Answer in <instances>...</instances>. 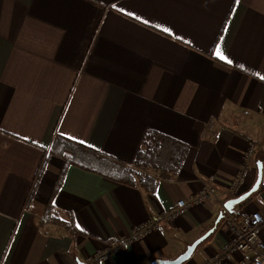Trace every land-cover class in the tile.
<instances>
[{"label":"crops","instance_id":"0c3cea01","mask_svg":"<svg viewBox=\"0 0 264 264\" xmlns=\"http://www.w3.org/2000/svg\"><path fill=\"white\" fill-rule=\"evenodd\" d=\"M261 77L264 0H0V264H146L175 258L206 233L182 264L224 251V203L253 185L258 162L264 184ZM149 129L189 147L178 173H148L158 179L154 195L70 166L54 205L78 233L40 224L59 157L49 156L27 195L56 135L132 164ZM204 186L214 193L161 217ZM254 210L264 214L260 186L233 213ZM143 222L152 227L140 239L88 262ZM242 257L223 253L217 264Z\"/></svg>","mask_w":264,"mask_h":264},{"label":"trees","instance_id":"16d2710c","mask_svg":"<svg viewBox=\"0 0 264 264\" xmlns=\"http://www.w3.org/2000/svg\"><path fill=\"white\" fill-rule=\"evenodd\" d=\"M188 145L174 137L155 130H147L141 140V145L136 152L132 164H127L120 159L108 156L90 148L82 143L56 135L49 148L44 151L38 169L33 178L32 185L27 195V202L45 169L49 156L59 157L63 164L57 175L56 183L52 189L49 200L45 204L40 224L53 222L65 227L70 234L76 235L78 229L72 219L63 221L54 205V198L61 187L67 169L70 166L92 172L113 182L127 186H138L151 195L157 186L158 179L148 173L176 174L181 169L188 153ZM264 184L260 185V189ZM248 198L240 203L241 206ZM144 258L137 259L129 264H140Z\"/></svg>","mask_w":264,"mask_h":264},{"label":"built area","instance_id":"2783aa9c","mask_svg":"<svg viewBox=\"0 0 264 264\" xmlns=\"http://www.w3.org/2000/svg\"><path fill=\"white\" fill-rule=\"evenodd\" d=\"M254 145L249 143L244 152L247 158L252 152ZM246 166L238 172L236 177L232 179L228 187L233 192H238L243 183V175ZM214 193L212 186H204L198 194L192 196L188 201L178 200L172 208L162 213L161 217L167 220L176 218L179 213L187 206L201 203ZM234 212V211H233ZM228 213L227 224L230 230L231 240L221 253L213 254L204 264H217L222 258L223 253L240 252L244 257L239 259L238 264H264V237L259 236V232L264 228V214L259 210H254L240 219L234 213ZM151 222H143L133 227L129 238L120 242L110 243L105 250H98L88 257V262L105 260L108 253L116 251L123 243H133L140 239L148 229L152 227Z\"/></svg>","mask_w":264,"mask_h":264},{"label":"water","instance_id":"95a60500","mask_svg":"<svg viewBox=\"0 0 264 264\" xmlns=\"http://www.w3.org/2000/svg\"><path fill=\"white\" fill-rule=\"evenodd\" d=\"M262 180V164L261 162L257 163V177L253 185L242 194L235 196L233 198L228 199L224 203V210L228 213H232L234 211V208L245 201L247 198L250 197L254 192H256L259 189V186L261 184ZM207 237V233L200 236L196 240H194L192 243H190L186 249L180 253L178 256H176L173 259H162V258H155L151 261H149L146 264H182L188 259H190L192 253L194 252L195 248Z\"/></svg>","mask_w":264,"mask_h":264},{"label":"snow or ice","instance_id":"6c2138e0","mask_svg":"<svg viewBox=\"0 0 264 264\" xmlns=\"http://www.w3.org/2000/svg\"><path fill=\"white\" fill-rule=\"evenodd\" d=\"M165 30L167 31V29H165ZM215 54H216L220 59H222V60L227 59V58L222 54V52H221L219 46H217V51H216ZM228 62L231 63V61H228ZM261 78L264 79V77H261Z\"/></svg>","mask_w":264,"mask_h":264},{"label":"rangeland","instance_id":"374dc122","mask_svg":"<svg viewBox=\"0 0 264 264\" xmlns=\"http://www.w3.org/2000/svg\"><path fill=\"white\" fill-rule=\"evenodd\" d=\"M106 259V258H105Z\"/></svg>","mask_w":264,"mask_h":264}]
</instances>
